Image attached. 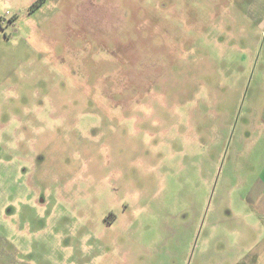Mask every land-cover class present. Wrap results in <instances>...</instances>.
Masks as SVG:
<instances>
[{"label":"rangeland","instance_id":"1","mask_svg":"<svg viewBox=\"0 0 264 264\" xmlns=\"http://www.w3.org/2000/svg\"><path fill=\"white\" fill-rule=\"evenodd\" d=\"M0 264H264V0H0Z\"/></svg>","mask_w":264,"mask_h":264}]
</instances>
